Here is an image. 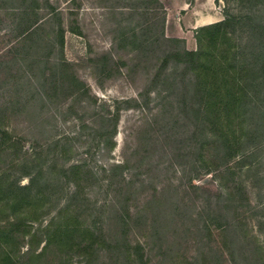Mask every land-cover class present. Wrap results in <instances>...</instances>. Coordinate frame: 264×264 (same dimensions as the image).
<instances>
[{
  "label": "rangeland",
  "instance_id": "rangeland-1",
  "mask_svg": "<svg viewBox=\"0 0 264 264\" xmlns=\"http://www.w3.org/2000/svg\"><path fill=\"white\" fill-rule=\"evenodd\" d=\"M160 1L166 36L181 39L167 50H197L202 27L239 21L225 55L251 66L248 97L227 120L222 97L195 115L197 76L174 62L158 75V52L129 73L111 11L155 6L142 21L161 20L158 4L0 0V235L16 264L263 263L264 94L251 73L264 41L245 43L264 0ZM229 139L239 151L223 163Z\"/></svg>",
  "mask_w": 264,
  "mask_h": 264
},
{
  "label": "trees",
  "instance_id": "trees-1",
  "mask_svg": "<svg viewBox=\"0 0 264 264\" xmlns=\"http://www.w3.org/2000/svg\"><path fill=\"white\" fill-rule=\"evenodd\" d=\"M145 1L146 0H144V2ZM150 2L154 3L155 5H159V9L162 11L161 20L160 18H154L153 20H150L152 19L150 17L148 20L146 19V21H142L145 16H149V12L152 8L156 9L155 6H145L143 8L137 7L135 5L131 6L132 11L130 12L135 13L124 12V10H122L123 8L119 6H114L113 10L111 11V15H113L116 19V28L118 30V34L115 32L113 45L129 48L131 60L133 62L131 64L132 67L128 70L129 73L136 70L141 56L143 54L146 55L148 50L149 52H147V54L149 53V56H152L155 52H158L160 54L158 61L161 62L160 66L157 68L158 75L165 73L169 65L174 62L175 67H182L186 75L187 73H190V78H192V76L194 77L195 75L197 76V82L200 87L198 86V91L193 92L191 95L192 100L190 102L192 103L190 108L194 110L195 115L198 116L208 114L212 110L211 108L218 104L220 97H222V99L227 98L228 101L224 108L219 109V111L220 114L223 115L222 117L227 120L229 118V111H227V108L239 106L238 104L240 101L243 98L248 97V86L247 83L244 84V76L250 70L251 66L244 64L241 66V70H236V68L229 61V56L225 55L232 48H229L232 40L229 38V33L230 29L233 30V27L231 26L234 24H239V21L232 16H228L222 21L202 27L197 32V41L199 44V49L197 50L177 48L167 50L163 48V43L165 44L170 41L176 42L181 39H171L166 36V14L164 12L165 6L160 0H150ZM136 14H138L139 17ZM137 17L141 20L138 21ZM246 18L252 22H257V25L254 27L252 26L253 30L249 34L245 44H247L248 47L251 46V43L256 41L254 38H259L264 41V16L257 14V17H250L247 15ZM147 31L151 32L152 34H150V36L148 35L145 39V33ZM259 53L261 55L259 70H256L255 68V72H252L251 75L255 77L256 73L260 72V75H258V79L260 80H258L256 77L257 82H255L254 85L257 87V91L259 93L264 94V50L260 49ZM146 69L148 68L146 67ZM231 69H234V72L230 73ZM198 74L204 75L206 77L205 83L200 82ZM230 80H232L234 83L236 82L235 85L237 86V89H239V92L230 89V85L228 83ZM221 82L229 85V88H227L224 92L219 91V89L222 87ZM214 86L216 90H214ZM248 101L255 102V99L253 97ZM260 110V116H263L262 118L264 119L263 105H261ZM223 134H225V132H222L221 136ZM238 145V143H233L231 139L225 140V146L226 148L228 147L229 151L225 154L226 159L224 158L225 162L223 163H226L229 161V159L231 160L237 156L236 152L239 151ZM114 147L115 144H111L110 148L113 149ZM123 166L125 165L114 164L112 168L118 169L123 168ZM195 188L200 187L195 186ZM18 189L24 190L27 189V187H18ZM12 203L17 205L19 201L15 200ZM9 205L10 203L4 204L0 207V211L5 212ZM5 231L6 228H0V233ZM4 246H6V242L3 240L2 235H0V252H5L3 256L0 255V264H16L13 256L9 254L7 250H4ZM127 255L131 258L134 256V254L130 253ZM233 257L235 258V256ZM256 260V258L254 260L250 259V263L248 264L256 263ZM234 261L236 262V259ZM260 261H262V264H264V258H260Z\"/></svg>",
  "mask_w": 264,
  "mask_h": 264
},
{
  "label": "crops",
  "instance_id": "crops-1",
  "mask_svg": "<svg viewBox=\"0 0 264 264\" xmlns=\"http://www.w3.org/2000/svg\"><path fill=\"white\" fill-rule=\"evenodd\" d=\"M201 25H203V24H201Z\"/></svg>",
  "mask_w": 264,
  "mask_h": 264
}]
</instances>
